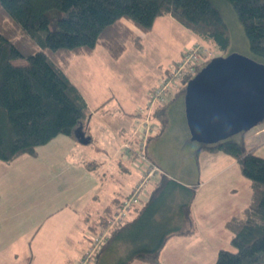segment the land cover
<instances>
[{"label":"trees","instance_id":"1","mask_svg":"<svg viewBox=\"0 0 264 264\" xmlns=\"http://www.w3.org/2000/svg\"><path fill=\"white\" fill-rule=\"evenodd\" d=\"M219 2L230 5L250 53L264 63V0H0L5 18L0 28V160L35 155L38 146L59 134L72 135L91 115L66 73L74 55L89 54L100 45L118 58L127 42L141 47L142 34L164 15L192 31L203 44L226 49L229 29L216 5ZM19 58L26 63H16ZM208 61L195 64L180 93L184 95L186 82ZM199 146V150L222 151L235 158L251 189L247 205L224 223L234 250L219 249L213 264H264V158L233 137ZM196 186L162 174L136 217L112 229L93 264L117 240L131 247L114 264L134 260L160 264L166 240L190 231ZM120 204L121 199L113 200V207L108 205L96 216L86 239L108 223ZM25 264H32L30 255Z\"/></svg>","mask_w":264,"mask_h":264},{"label":"crops","instance_id":"2","mask_svg":"<svg viewBox=\"0 0 264 264\" xmlns=\"http://www.w3.org/2000/svg\"><path fill=\"white\" fill-rule=\"evenodd\" d=\"M192 34L188 46L202 43ZM123 53L113 58L97 45L91 53L70 59L66 73L91 110V115L77 126V136L59 134L44 144L47 148L38 146L35 155L24 153L8 162L0 160V264H25L29 255L32 264H76L88 245L89 224L113 200L125 197L140 179L141 166L135 164L124 143L137 137L150 90L165 69L156 74L157 81L142 90L116 83L106 73L111 72L110 65L117 73ZM178 90L167 94L164 104L154 106L149 117L153 130L147 135V156L162 173L155 176L153 186L143 193L141 204L127 221L136 217L162 174L186 185L196 184L190 203V231L171 235L160 250L159 260L160 264L172 260L179 264H213L222 246L217 240L224 239V234L230 241L225 221L239 214L249 201L250 182L241 174L235 158L222 151L199 150L198 142H190L183 94ZM259 123L255 131L258 138L248 148L264 157V119ZM171 131L178 136L172 144ZM154 136L159 139L156 150L175 154L167 165L156 159L155 148H150ZM81 137L86 141L81 142ZM182 152L186 158L176 155ZM187 165V180L170 173L179 174Z\"/></svg>","mask_w":264,"mask_h":264},{"label":"rangeland","instance_id":"3","mask_svg":"<svg viewBox=\"0 0 264 264\" xmlns=\"http://www.w3.org/2000/svg\"><path fill=\"white\" fill-rule=\"evenodd\" d=\"M219 3L220 4H216V5L219 8L229 29V38H230L229 45L227 46L226 49L220 50L212 44L202 43L204 50L202 51V54L200 55L198 61L196 62L197 65H202L207 60H210L213 56L227 55L228 53L231 52H237L254 58L249 51L242 25L237 20L234 11L232 10L229 4L224 2H219ZM4 22H5V18L0 12V28H2V24H4ZM133 27L135 28L136 31L138 30L136 29L135 26ZM142 37L143 38L141 40V47L139 48L134 46L132 43L130 44V42H127V44H125V52L120 57L117 64V73L113 72L112 65H110L109 68V69L112 68L111 72L106 73V75L109 76L110 79L114 77L113 79L116 83L132 85L134 86V88H137L138 90H142L147 85H150L155 80L157 73H161L162 71H164V69L166 71L169 68H171L173 65L176 66L177 65L176 61L180 59L184 51L189 47L188 44L191 38L194 36L190 30H188L178 21L173 19L170 15H164L157 18L149 33L143 35ZM16 63L24 64L26 63V60L23 58H19L16 60ZM190 74L191 71L183 74L180 80L176 81V87L180 88L184 84V79ZM155 81H157V78ZM140 92L141 91H139V93ZM135 98H137V96ZM164 103L165 102H163L162 104ZM153 111L154 109L152 108V111L149 114L150 117L152 116ZM150 122L152 124V121ZM258 126H260V123L258 125L251 127L246 131H243L241 133L239 132L233 135L232 137L237 140L244 139L245 145L247 147H250L252 146L253 143H255L256 139L258 138V135H255V131L258 128ZM92 127L95 131V121H92ZM171 132L173 133V136H171L170 138V143L172 144L175 140L178 139V136L177 134H175V131H171ZM151 141L153 143V146L150 148H155L153 152L156 159L161 161L163 164L167 165L169 162L168 160L171 157H173L175 154L172 152L166 153L156 150V148H158L159 139L156 140L155 136L152 138ZM151 141L149 145L151 144ZM190 142H193L194 144L195 141H190ZM188 145L189 142H186L185 146ZM40 148H47V147L46 145L43 144L42 146H40ZM180 154L182 157L186 158L187 154L185 152L177 153L176 155L179 156ZM173 163H175V160H173ZM189 172H190V165H187L185 169H183V171H181L179 174H176V172H172V171L170 173L171 174L175 173L174 175H177L179 179H182L184 181L185 179L187 180ZM223 237L224 239L217 240V242H219V244L222 245L221 248L234 250V248L230 245L229 241L228 240L226 241L224 234ZM67 247L70 246L67 244ZM130 247L131 245L128 242L121 240L115 241L112 244V246L105 249L104 252H102V254L100 253L101 254L100 262L98 264H114L119 258L124 257V255L129 251ZM134 262H135L134 264L140 263L139 261H134ZM141 264H146V263H141ZM170 264H179V263L174 262L172 260ZM189 264H194V263H189Z\"/></svg>","mask_w":264,"mask_h":264},{"label":"water","instance_id":"4","mask_svg":"<svg viewBox=\"0 0 264 264\" xmlns=\"http://www.w3.org/2000/svg\"><path fill=\"white\" fill-rule=\"evenodd\" d=\"M183 103L193 141L213 144L246 131L264 119V63L237 52L213 56L186 82Z\"/></svg>","mask_w":264,"mask_h":264},{"label":"built area","instance_id":"5","mask_svg":"<svg viewBox=\"0 0 264 264\" xmlns=\"http://www.w3.org/2000/svg\"><path fill=\"white\" fill-rule=\"evenodd\" d=\"M203 44L200 42H193L178 59L177 65L172 66L165 71L164 76L159 82L150 90L148 98V105L146 106L145 116L139 122V127L136 130V140L129 138L124 143L125 149H128L129 154L134 158L135 164L141 166V174L138 182L134 184L130 192L121 199L120 208L108 221L105 226H102L95 233L87 234L88 245L81 253L76 264H93L96 258L97 251L102 243L110 235L112 229L122 225L128 218L131 211L141 203V197L145 190L151 186L152 180L157 174L162 173V169L152 162L146 151V140L149 132H152L153 126H150V112L154 106L165 102L166 95L175 90L176 81L180 80L181 76L189 71L194 70V66L198 61L202 51ZM149 122V123H148ZM139 129V130H138Z\"/></svg>","mask_w":264,"mask_h":264}]
</instances>
